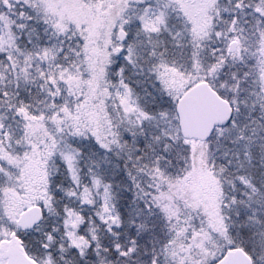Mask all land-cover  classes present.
Masks as SVG:
<instances>
[{"label": "snow or ice", "instance_id": "1", "mask_svg": "<svg viewBox=\"0 0 264 264\" xmlns=\"http://www.w3.org/2000/svg\"><path fill=\"white\" fill-rule=\"evenodd\" d=\"M0 264H264V0H0Z\"/></svg>", "mask_w": 264, "mask_h": 264}]
</instances>
